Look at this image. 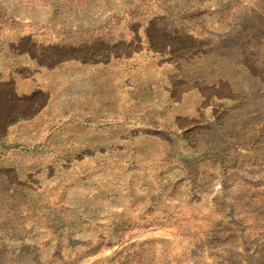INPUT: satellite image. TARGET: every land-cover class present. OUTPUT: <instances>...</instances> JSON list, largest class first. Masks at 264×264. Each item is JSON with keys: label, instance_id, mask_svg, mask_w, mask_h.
Here are the masks:
<instances>
[{"label": "rangeland", "instance_id": "obj_1", "mask_svg": "<svg viewBox=\"0 0 264 264\" xmlns=\"http://www.w3.org/2000/svg\"><path fill=\"white\" fill-rule=\"evenodd\" d=\"M0 264H264V0H0Z\"/></svg>", "mask_w": 264, "mask_h": 264}]
</instances>
